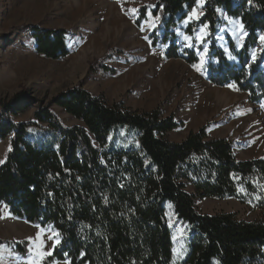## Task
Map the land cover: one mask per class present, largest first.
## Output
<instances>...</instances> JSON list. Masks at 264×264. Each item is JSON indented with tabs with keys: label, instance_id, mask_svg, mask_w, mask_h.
Here are the masks:
<instances>
[{
	"label": "trees",
	"instance_id": "obj_1",
	"mask_svg": "<svg viewBox=\"0 0 264 264\" xmlns=\"http://www.w3.org/2000/svg\"><path fill=\"white\" fill-rule=\"evenodd\" d=\"M199 1L152 3L159 25L150 40L166 47V59L199 63L198 51L183 47L176 34ZM145 11L140 10L137 25L146 19ZM202 11L185 33L209 30V82L260 103L263 60L251 61L250 52L264 35V0H205ZM221 14L239 20L247 33L241 51L229 43L238 62L217 45ZM31 32L39 55L57 61L70 54L68 32L38 27ZM28 104L23 96L10 104L0 101V141L11 138L0 165V205L17 219L57 233L58 243L42 264H264V159L239 160L233 143L209 137L206 127L171 141L170 133L182 126L174 117L159 109L142 113L109 104L82 87L52 102L81 125L64 126L48 106L35 112L33 122L12 121ZM124 127L127 137L118 131ZM204 199L236 200L263 217L245 221L234 213L202 214L196 202ZM169 204L189 232L178 263ZM3 246L22 257L30 254L27 241L0 239Z\"/></svg>",
	"mask_w": 264,
	"mask_h": 264
},
{
	"label": "rangeland",
	"instance_id": "obj_2",
	"mask_svg": "<svg viewBox=\"0 0 264 264\" xmlns=\"http://www.w3.org/2000/svg\"><path fill=\"white\" fill-rule=\"evenodd\" d=\"M158 1L0 0V101L10 104L18 96L29 101L24 112L12 121L33 122L35 112L48 106L64 126L81 125L52 102L65 91L82 87L109 104L122 103L142 113L159 109L164 117H174L182 126L170 133L171 141L181 142L191 132L206 127L209 137L231 141L239 160L264 159V100L255 103L246 93L212 85L207 70L208 28L200 27L193 36L185 33L191 23L201 19L205 0L197 3L176 30L183 47L198 51L196 67L168 60L166 47L152 46L150 35L159 25L152 16V3ZM142 8L147 17L137 25ZM220 17L223 25L216 35L217 45L231 61L238 62L231 55L229 43L241 51L247 33L239 20L224 14ZM34 27L68 32L70 54L54 61L36 53L31 32ZM262 37L250 52V59L254 62L262 58L264 68ZM30 131L27 137L32 138ZM118 131L124 137L130 134L128 127ZM10 147V137L0 141V165ZM196 206L200 213L208 215L234 213L245 221L263 217L258 209L236 200H197ZM168 209L178 263L185 256L189 232L176 219L170 204ZM20 235L27 236L19 242L29 243L33 264H42L58 243L57 233L50 228L27 229Z\"/></svg>",
	"mask_w": 264,
	"mask_h": 264
},
{
	"label": "crops",
	"instance_id": "obj_3",
	"mask_svg": "<svg viewBox=\"0 0 264 264\" xmlns=\"http://www.w3.org/2000/svg\"><path fill=\"white\" fill-rule=\"evenodd\" d=\"M10 215L11 214L9 213L8 208L4 205H0V239L5 242H19L23 239H26L27 237L24 236L21 238V236H23L20 235L21 232L27 229L29 230V229L39 228L38 226H35V228H33L32 227L33 225L31 226L26 221L17 219ZM33 240H34L33 243H35V241L37 243L36 239ZM41 243L44 246L45 244L44 241ZM0 264H33L31 258V252L28 257H22L17 255L12 248L8 246H3L2 248H0ZM56 264H62V263H56Z\"/></svg>",
	"mask_w": 264,
	"mask_h": 264
},
{
	"label": "snow or ice",
	"instance_id": "obj_4",
	"mask_svg": "<svg viewBox=\"0 0 264 264\" xmlns=\"http://www.w3.org/2000/svg\"><path fill=\"white\" fill-rule=\"evenodd\" d=\"M132 11H136V10L133 9ZM193 14H195V13H193ZM145 39H147V38H145ZM262 39H264V37H262ZM193 67H196V66L194 65ZM57 242H58V241H57ZM45 254H50V253H45Z\"/></svg>",
	"mask_w": 264,
	"mask_h": 264
}]
</instances>
